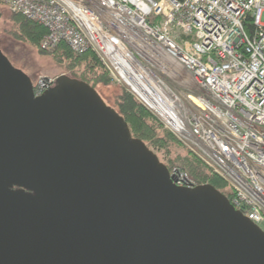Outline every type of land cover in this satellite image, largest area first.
<instances>
[{"label":"water","instance_id":"95a60500","mask_svg":"<svg viewBox=\"0 0 264 264\" xmlns=\"http://www.w3.org/2000/svg\"><path fill=\"white\" fill-rule=\"evenodd\" d=\"M35 96L0 51V264H264V232L179 187L89 85Z\"/></svg>","mask_w":264,"mask_h":264},{"label":"built area","instance_id":"2783aa9c","mask_svg":"<svg viewBox=\"0 0 264 264\" xmlns=\"http://www.w3.org/2000/svg\"><path fill=\"white\" fill-rule=\"evenodd\" d=\"M0 4L46 30L42 51L94 52L110 79L227 185L235 210L264 228V0ZM55 83L38 77L34 95ZM169 174L195 186L179 169Z\"/></svg>","mask_w":264,"mask_h":264},{"label":"trees","instance_id":"16d2710c","mask_svg":"<svg viewBox=\"0 0 264 264\" xmlns=\"http://www.w3.org/2000/svg\"><path fill=\"white\" fill-rule=\"evenodd\" d=\"M1 17L0 13V21ZM11 20L18 40L34 48L39 47L46 34L43 27L13 12H11ZM39 52L48 55L60 67L71 72L73 79L86 83L94 90L97 86L111 85L108 71L92 51L77 55L71 52L66 45L61 44L53 51ZM114 102V105L110 107L127 123L132 138L142 141L169 172L179 169L188 175L195 186L211 185L228 201L231 200V191L227 185L219 177L213 175L194 153L188 150L125 89L115 96Z\"/></svg>","mask_w":264,"mask_h":264},{"label":"rangeland","instance_id":"374dc122","mask_svg":"<svg viewBox=\"0 0 264 264\" xmlns=\"http://www.w3.org/2000/svg\"><path fill=\"white\" fill-rule=\"evenodd\" d=\"M0 13L2 16L0 21V51L14 68L22 71L31 81L40 76L55 79L60 76H67L73 79L74 76L71 72L60 67L48 55L39 52L42 51L40 45L34 48L16 38L11 20V11L6 6L0 5ZM149 20L155 21L153 16ZM109 80L111 85L97 86L95 91L110 107L115 103V96L121 94L124 88L122 89L110 77ZM261 229L264 231V228Z\"/></svg>","mask_w":264,"mask_h":264},{"label":"flooded vegetation","instance_id":"af4514ba","mask_svg":"<svg viewBox=\"0 0 264 264\" xmlns=\"http://www.w3.org/2000/svg\"><path fill=\"white\" fill-rule=\"evenodd\" d=\"M56 86V84L54 85V87Z\"/></svg>","mask_w":264,"mask_h":264}]
</instances>
